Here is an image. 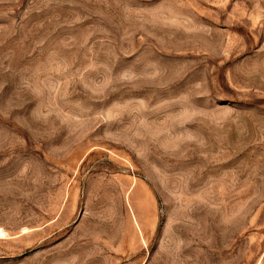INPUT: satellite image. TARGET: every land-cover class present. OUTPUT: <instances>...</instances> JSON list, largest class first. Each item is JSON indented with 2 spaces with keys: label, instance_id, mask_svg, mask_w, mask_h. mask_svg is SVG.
Listing matches in <instances>:
<instances>
[{
  "label": "rangeland",
  "instance_id": "rangeland-1",
  "mask_svg": "<svg viewBox=\"0 0 264 264\" xmlns=\"http://www.w3.org/2000/svg\"><path fill=\"white\" fill-rule=\"evenodd\" d=\"M0 264H264V0H0Z\"/></svg>",
  "mask_w": 264,
  "mask_h": 264
},
{
  "label": "bare ground",
  "instance_id": "bare-ground-1",
  "mask_svg": "<svg viewBox=\"0 0 264 264\" xmlns=\"http://www.w3.org/2000/svg\"><path fill=\"white\" fill-rule=\"evenodd\" d=\"M1 232V231H0ZM1 234V233H0Z\"/></svg>",
  "mask_w": 264,
  "mask_h": 264
}]
</instances>
